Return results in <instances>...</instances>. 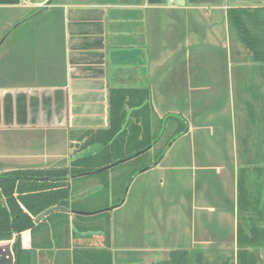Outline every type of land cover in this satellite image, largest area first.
<instances>
[{"label":"crops","instance_id":"1","mask_svg":"<svg viewBox=\"0 0 264 264\" xmlns=\"http://www.w3.org/2000/svg\"><path fill=\"white\" fill-rule=\"evenodd\" d=\"M49 1L0 0V173L84 154L72 148L81 131L107 127L110 88L147 90L153 125L174 114L185 129L139 174L137 196L152 198L135 219L125 197L118 217L70 212L24 230V263L155 264L175 248L235 256L239 179L264 191V0ZM178 127L165 120L162 145ZM70 185L78 199L107 191L93 209L114 203L110 180Z\"/></svg>","mask_w":264,"mask_h":264},{"label":"trees","instance_id":"2","mask_svg":"<svg viewBox=\"0 0 264 264\" xmlns=\"http://www.w3.org/2000/svg\"><path fill=\"white\" fill-rule=\"evenodd\" d=\"M43 9L37 8L34 15ZM247 46L252 49L250 43ZM147 95L145 89L110 88L107 127L81 131L78 137L80 143L74 152L84 151L93 145L98 148L72 159L67 166L0 173V241L12 240L14 264H25L27 256L20 243L22 231L29 230L31 235H35L57 221H67L72 210H94L75 203L80 196L70 185L75 178L87 174L101 176L106 169L151 150L162 139L165 120L171 118L178 121L179 127L161 145L158 154L142 162L135 171L143 167L149 169L158 163L168 141L183 133L185 123L178 115L158 118L157 124L153 125L154 113ZM99 182L108 186V180L103 176ZM238 188L235 259L218 257L207 260L201 251L190 253L186 248H175L170 250L166 260L155 264H256L254 250L264 249L263 186L257 184L254 187L239 179ZM120 204V200L115 201L110 208Z\"/></svg>","mask_w":264,"mask_h":264},{"label":"rangeland","instance_id":"3","mask_svg":"<svg viewBox=\"0 0 264 264\" xmlns=\"http://www.w3.org/2000/svg\"><path fill=\"white\" fill-rule=\"evenodd\" d=\"M169 132V131H168ZM168 132H166V136L168 135ZM165 137L163 138V140H161V142L159 144H157L155 147H153L151 150L138 155L136 157H133L129 160H126L124 162L118 163L117 165H115L112 168L106 169L105 173L101 176L96 175V174H87V175H82L80 177L75 178V180L73 181L74 183H83V182H87V181H91V180H96L98 181L99 179H101V177L103 176V178L107 179L108 182L109 180L112 182V189H113V202L115 201H123V199H127V202L125 203V207L127 210L125 211L126 216L128 218H133L135 219V215H136V205L137 203H141L142 200L145 201H150L151 198H148L145 194L141 195L140 198L137 196V186H141L140 184V180L141 178H143L144 175H139L142 174V172L148 170H144L141 172H138V170L135 171L136 167L139 166L140 164H142V162H144L145 160L151 158L152 156H154L156 153L158 154L159 149L162 147V142L164 141ZM72 150L74 151V148H72ZM94 150V147H90L84 151H81L80 153H90ZM116 174L113 176H110L112 172H115ZM135 171V172H134ZM84 186V184L82 185ZM105 192L101 193H93L92 195H90V197H87V199H78L75 203L77 205H81L87 208H91L92 207V203L90 204V200H92L93 198H98L101 197L103 198L104 195H107ZM150 199V200H149ZM113 205V204H112ZM110 205V206H112ZM110 206H104L101 208H105V207H110ZM101 208H97V209H101ZM112 208L107 209L105 213L107 214H111V216L113 217H118L120 210L115 211ZM94 209V210H97ZM94 210H84V211H94ZM97 215V214H96ZM94 215V216H96ZM91 216V215H89ZM135 224H132V228L133 230L135 229ZM5 250V246L0 247V251H4ZM255 256H256V264H264V249L263 248H258L254 250ZM231 258L235 259V256H230ZM209 260H214L215 258H208Z\"/></svg>","mask_w":264,"mask_h":264},{"label":"water","instance_id":"4","mask_svg":"<svg viewBox=\"0 0 264 264\" xmlns=\"http://www.w3.org/2000/svg\"><path fill=\"white\" fill-rule=\"evenodd\" d=\"M107 167L105 168H102V169H106ZM146 169V167H143L141 169L138 170V172H141V171H144ZM111 207V206H110ZM110 207H105V208H101V209H97V210H94V211H84V210H72V213H75V214H79V215H84V216H89V215H95V214H98V213H101V212H104L106 211L107 209H109ZM54 208H57V207H54ZM44 214V213H43ZM43 214L37 216L35 218V220L39 219ZM4 247V246H3ZM5 254L8 255L9 257V260H10V263L12 264L13 262V254H12V251H11V247L9 244H6L5 245Z\"/></svg>","mask_w":264,"mask_h":264},{"label":"flooded vegetation","instance_id":"5","mask_svg":"<svg viewBox=\"0 0 264 264\" xmlns=\"http://www.w3.org/2000/svg\"><path fill=\"white\" fill-rule=\"evenodd\" d=\"M0 264H11L8 255L5 254V251H0ZM12 264H14V257Z\"/></svg>","mask_w":264,"mask_h":264}]
</instances>
